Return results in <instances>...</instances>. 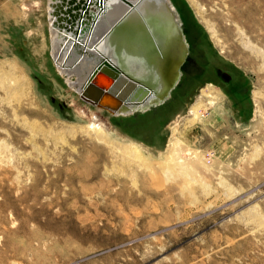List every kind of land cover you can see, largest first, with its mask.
<instances>
[{
	"label": "rangeland",
	"instance_id": "374dc122",
	"mask_svg": "<svg viewBox=\"0 0 264 264\" xmlns=\"http://www.w3.org/2000/svg\"><path fill=\"white\" fill-rule=\"evenodd\" d=\"M172 1L180 84L101 136L53 63L46 9L0 0V264H264V0ZM218 72L247 89L235 118Z\"/></svg>",
	"mask_w": 264,
	"mask_h": 264
},
{
	"label": "bare ground",
	"instance_id": "6f19581e",
	"mask_svg": "<svg viewBox=\"0 0 264 264\" xmlns=\"http://www.w3.org/2000/svg\"><path fill=\"white\" fill-rule=\"evenodd\" d=\"M189 1L191 5L193 4L195 8H198V4L194 0ZM125 2L130 4L128 8L131 10L137 6V17L133 15L134 9L132 11L123 10V5L127 6ZM125 2L124 0H24L25 8H23L26 11L36 10L40 6H42L43 10L46 9L50 36V39L48 40L50 42L48 50L51 47L53 63L56 69H58L60 75L66 79L65 82L70 89L73 90L81 100L83 99L81 98L80 82L84 79L85 75L88 74V70H83V68L87 67V60L89 63L91 62L92 59L89 58L91 52L96 54L101 53L108 60L107 69L104 70V72L106 71L109 76L101 71L104 69V66H100V69L97 70V73H95L94 76L91 75V80L98 86L106 87L112 81L114 82V77H117L119 72H127L134 77V79H141L140 82L133 80L136 85L129 88V92L124 98H128L135 87H137L138 90L135 94L129 97L126 102L123 103V100L118 101L113 99V97L109 95H105L101 100V104L108 105L114 109L122 105L124 106L122 110L107 111L104 107L90 104V102H88L89 99L83 100L88 107L77 108L79 115L87 119L86 126L101 136L104 134L106 135L108 131L119 128L113 124V117H128L140 111L147 112L153 106L156 107L166 102L176 87L175 85L163 98H158V94L163 92V80H160V77L158 78L155 76L147 66V61H145L147 58L145 57L146 55L144 54V51L148 50L149 53L152 52L151 54L156 52L157 55L161 52L156 50V42L152 43V45H154L153 47L150 46L146 40L147 37L151 39L157 38V42H160V48L162 47V49L164 45L167 46L165 41L171 38L170 33L173 29L172 27H169L171 26L170 21H172V24L174 23V25L177 24L181 27L179 20V17L181 18V16H179L178 9L172 0H127ZM86 4L88 5L85 11L84 7H86ZM162 7L171 12L172 18L166 17L164 16L165 14H162ZM119 16V23L116 22V24L119 25L112 27L113 25L111 26V24H113ZM101 26L103 27L102 31L104 32H101L99 34L100 36H97V33L99 32L98 29ZM208 29L211 30V28ZM215 40L218 42L217 39ZM163 41L164 43H162ZM129 44L133 46V49L129 48ZM79 47L80 51H77ZM135 52H137V54ZM73 54L77 59L76 62H78L76 65H73L74 60L73 62L71 60ZM250 56H252V54ZM257 58L259 59V57ZM262 58L264 62V53L261 55V59ZM94 63L95 62H91V66H93ZM131 76L128 78L132 79ZM179 79L180 77L178 78V81ZM146 84H148V86ZM108 89L107 92L109 91ZM147 93L148 95H146ZM154 99L160 100L154 102ZM89 105L96 110L91 109ZM189 111L193 114H197L195 108L193 109L191 107ZM103 112L107 114V119L103 118ZM172 141L171 150L175 147V143ZM174 141L178 140L175 139ZM130 146V152H133L135 155L139 154L140 157L141 153H139V146L137 144L135 147H133L132 144H130ZM121 148L123 147L121 146L120 149ZM123 151H126V149L124 150L123 148ZM164 164L166 166L160 167L163 168V170H167L169 168L167 162H164ZM173 174H175V172H173Z\"/></svg>",
	"mask_w": 264,
	"mask_h": 264
},
{
	"label": "water",
	"instance_id": "95a60500",
	"mask_svg": "<svg viewBox=\"0 0 264 264\" xmlns=\"http://www.w3.org/2000/svg\"><path fill=\"white\" fill-rule=\"evenodd\" d=\"M125 1H127V0H124V2ZM125 3L127 4V6L123 5V10L132 11L134 9L133 15H135L137 17V15H136L137 6H135V8H133L131 10L130 8H128L130 6V4H128L127 2H125ZM88 4H86V7H84L85 11L87 9ZM161 12H162V14H165L164 16L172 18L171 12H169L167 9H164V7H162ZM119 19H120V16L118 17V19H116L113 22V24H111V26L112 25H113L112 27H114L115 25L118 26L119 24H116V22H118ZM99 22H98V24H99ZM170 22H171V26H169V27L173 28L172 32L170 33L171 38H169L167 41H165V43H167V46L164 45L163 49H162V47L160 48V42H157V38L151 39V38L147 37V39H146L147 42L152 47L154 46V45H152L153 42L157 43V45H155L156 46L155 48L157 51H161V52H159V55H157L156 52L151 54L152 52L149 53L148 50L144 51V54L146 55L145 57L147 58L145 60V61H147V66L150 68L151 72H153L155 74V76H157L158 78L160 77V80H163L162 81L163 85H164L163 86V92L161 94H158V98H163L164 96H166L167 92H169L175 85L178 84V82H177L178 78L181 76V66L184 63L185 58L187 56V52H188L187 51L188 45L185 43L181 27L178 26L177 24H175V25H174V23L172 24V21H170ZM102 30H103V27L101 26L98 29L99 32L97 31L98 32L97 36L101 32L102 33L104 32ZM162 43H164V41ZM129 46H130L129 47L130 49H133L132 45L129 44ZM159 48H160V50H159ZM77 51H80V47ZM135 53L137 54V52H135ZM77 55H78V53H77ZM89 58L92 59L91 62H95V63L93 64V66H91V64H90L91 62L89 63V61L86 58V60H87L86 66L88 68L85 67V68H83V70L87 69L88 74H86L84 79L80 82V92H81V96H82L81 98L83 100L89 99L88 102H90V104H92L94 106L104 107L107 111L108 110L113 111V110H119V109L122 110L124 107L122 105L117 107V108L115 107L116 109H114L108 105L101 104V100L104 98L105 95H109V96L113 97V99H116L118 101L123 100L122 101L123 103L126 102L129 99V97H131L133 94H135L138 90V88L135 87V89L131 92V94L128 96V98H126V99L124 98L125 95L129 92V88L131 86L133 87L134 85H136V83L133 80L140 82L141 79H138V80L134 79V77H132L127 72H123V73L119 72L118 73L119 75H117V77H114L115 78L114 82L112 81L106 87H102V86L100 87L91 80L92 79L91 75L94 76L95 73H97V70L100 69L99 67L104 66V69L101 71L105 75L109 76V74L106 71H105L106 73L104 72V70L107 69L108 60L101 53L96 54L93 52H91L89 54ZM94 59H95V61H94ZM71 60H72V62L74 60L73 65H76L78 63V62H76L77 59L75 58L74 54H73ZM115 69L117 70L116 67H115ZM129 76H131L132 79L128 78ZM143 83H145V82H143ZM146 85L148 86V84H146ZM107 89L109 90L108 92H107ZM146 95H148V93ZM119 98H121V99H119ZM157 100H160V99H157ZM157 100L154 99L153 101L155 102ZM113 116H115V115H113Z\"/></svg>",
	"mask_w": 264,
	"mask_h": 264
},
{
	"label": "flooded vegetation",
	"instance_id": "af4514ba",
	"mask_svg": "<svg viewBox=\"0 0 264 264\" xmlns=\"http://www.w3.org/2000/svg\"><path fill=\"white\" fill-rule=\"evenodd\" d=\"M177 15H178V13H177ZM179 20H180L181 27H182V21H181L180 17H179ZM184 39H186L185 42H187V38H184ZM187 51L188 52H187V56L185 58L184 63L187 61V58L191 54L189 47H188V50ZM182 68H183V65H182L181 69ZM217 74L220 77H222V79L224 80V83H223L224 86H222V87L221 86H218V88H221V90L223 91V95H224V96H222L221 102H222V104L224 102H227L230 105L231 108L230 107L228 108V106L225 105V103L223 104V107L228 108L227 109L228 110L227 113L229 114V116L232 115L233 118H235L234 117L235 116V113H236V111H238L236 109V106H238L239 103L242 101L243 93H245L247 91V89H246V87H243V86H240L239 87V86L236 85L237 86L236 87V91H233V93H232L231 90H233V89H232V82L230 81V77L226 76L225 74H220V72H218ZM181 75H182V70H181ZM180 82H181V76H180V79H179L178 84L176 85V87H178V85L180 84ZM203 84L207 85V87H210V86L213 85L211 81H209V83L208 82H204Z\"/></svg>",
	"mask_w": 264,
	"mask_h": 264
},
{
	"label": "crops",
	"instance_id": "0c3cea01",
	"mask_svg": "<svg viewBox=\"0 0 264 264\" xmlns=\"http://www.w3.org/2000/svg\"><path fill=\"white\" fill-rule=\"evenodd\" d=\"M224 103H225V105L228 106V108L230 107V105L227 102H224ZM223 104H222V102H218V110H219V112H223V113L227 114L228 108L223 107ZM222 142L223 143L219 146L218 149H219L220 153L223 152L224 154H226V153H228V151H230L229 149H230V146H232V141L231 140H223Z\"/></svg>",
	"mask_w": 264,
	"mask_h": 264
},
{
	"label": "trees",
	"instance_id": "16d2710c",
	"mask_svg": "<svg viewBox=\"0 0 264 264\" xmlns=\"http://www.w3.org/2000/svg\"><path fill=\"white\" fill-rule=\"evenodd\" d=\"M169 100H171V98H169L166 102H168ZM166 102H164V103H166ZM161 105H162V104H161ZM161 105H159V106H161ZM156 107H158V106H156ZM156 107H154V109H155ZM152 109H153V108H151V109H149V110H152ZM154 109H153V110H154ZM149 110H148V111H149ZM148 111H147V112H148ZM137 113H138V112H137ZM135 114H136V113H135ZM135 114H133V115H131V116H134ZM135 116H136V115H135ZM118 117H122V116H117V117H113V118H118ZM124 117H125V116H124ZM126 117H127V116H126ZM129 117H130V116H128V118H129ZM113 118H112V119H113Z\"/></svg>",
	"mask_w": 264,
	"mask_h": 264
}]
</instances>
